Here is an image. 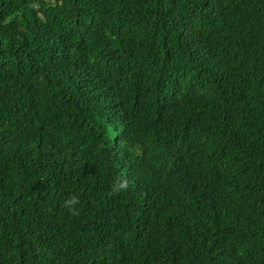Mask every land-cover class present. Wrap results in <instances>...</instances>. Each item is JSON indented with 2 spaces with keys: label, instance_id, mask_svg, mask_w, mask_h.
Listing matches in <instances>:
<instances>
[{
  "label": "trees",
  "instance_id": "16d2710c",
  "mask_svg": "<svg viewBox=\"0 0 264 264\" xmlns=\"http://www.w3.org/2000/svg\"><path fill=\"white\" fill-rule=\"evenodd\" d=\"M0 264H264V0H0Z\"/></svg>",
  "mask_w": 264,
  "mask_h": 264
},
{
  "label": "clouds",
  "instance_id": "9594fccd",
  "mask_svg": "<svg viewBox=\"0 0 264 264\" xmlns=\"http://www.w3.org/2000/svg\"><path fill=\"white\" fill-rule=\"evenodd\" d=\"M128 187V183L127 181H120L119 182V185H113L112 186V193L115 195V194H118L120 191L122 190H126ZM79 202V199L78 198H75L73 200H70V201H67L65 206H70L72 205L73 207L70 208V210L73 212V214H76V210L74 208V205L77 204Z\"/></svg>",
  "mask_w": 264,
  "mask_h": 264
}]
</instances>
